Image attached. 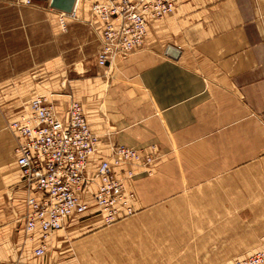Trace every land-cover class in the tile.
<instances>
[{"label":"crops","instance_id":"0c3cea01","mask_svg":"<svg viewBox=\"0 0 264 264\" xmlns=\"http://www.w3.org/2000/svg\"><path fill=\"white\" fill-rule=\"evenodd\" d=\"M93 1L63 25L50 0H0V264H229L261 249L264 0H180L143 46L104 69ZM51 92L61 115L80 101L102 137L90 174L112 143L155 147L162 159L118 170L135 173L136 214L106 225L90 194V209L38 257L8 123Z\"/></svg>","mask_w":264,"mask_h":264},{"label":"built area","instance_id":"2783aa9c","mask_svg":"<svg viewBox=\"0 0 264 264\" xmlns=\"http://www.w3.org/2000/svg\"><path fill=\"white\" fill-rule=\"evenodd\" d=\"M79 1L72 13L62 12L63 25V17L75 13ZM178 1L94 0L93 24L101 31L97 66L108 68L117 56L143 46L149 24L173 14ZM57 95H36L29 103V111L8 123L16 137L14 153L21 182L28 192L23 217L25 232L32 240V234L41 231V242L34 251L38 257L47 253L48 241L65 228L71 217L90 209V194L106 225L136 214L137 195L127 184L135 173L124 169L120 174L118 170L126 165L150 169L162 159L155 147L144 152L112 143L110 153L90 174L91 159L100 152L102 137L91 128L84 105L75 98L70 97L61 115ZM229 264H264V245Z\"/></svg>","mask_w":264,"mask_h":264},{"label":"water","instance_id":"95a60500","mask_svg":"<svg viewBox=\"0 0 264 264\" xmlns=\"http://www.w3.org/2000/svg\"><path fill=\"white\" fill-rule=\"evenodd\" d=\"M77 0H50L51 7L65 13H72Z\"/></svg>","mask_w":264,"mask_h":264},{"label":"rangeland","instance_id":"374dc122","mask_svg":"<svg viewBox=\"0 0 264 264\" xmlns=\"http://www.w3.org/2000/svg\"><path fill=\"white\" fill-rule=\"evenodd\" d=\"M91 53H92V52H91ZM89 55H90V53H89ZM95 68L97 69V66H96ZM54 234H55V233H54ZM48 250H49V249H48ZM50 250H51V249H50ZM50 250H49V251H50ZM231 261H232V260H231Z\"/></svg>","mask_w":264,"mask_h":264}]
</instances>
